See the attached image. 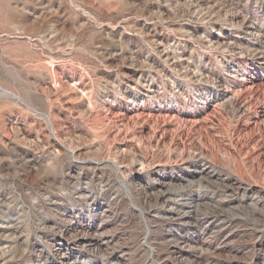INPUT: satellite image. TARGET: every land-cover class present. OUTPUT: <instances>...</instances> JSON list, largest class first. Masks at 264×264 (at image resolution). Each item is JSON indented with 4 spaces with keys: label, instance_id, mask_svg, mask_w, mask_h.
<instances>
[{
    "label": "rangeland",
    "instance_id": "374dc122",
    "mask_svg": "<svg viewBox=\"0 0 264 264\" xmlns=\"http://www.w3.org/2000/svg\"><path fill=\"white\" fill-rule=\"evenodd\" d=\"M108 254L264 264V0H0V264Z\"/></svg>",
    "mask_w": 264,
    "mask_h": 264
},
{
    "label": "bare ground",
    "instance_id": "6f19581e",
    "mask_svg": "<svg viewBox=\"0 0 264 264\" xmlns=\"http://www.w3.org/2000/svg\"><path fill=\"white\" fill-rule=\"evenodd\" d=\"M204 173V172H203ZM176 205V204H175ZM170 206V205H169ZM175 207V206H174ZM167 208V207H166ZM169 208V207H168ZM187 208V207H186ZM175 213V212H174ZM189 222V221H188ZM197 223H199V221H196ZM176 237V235H174ZM181 239V238H180ZM102 241V240H101ZM107 241V240H106ZM79 244V243H78ZM91 244V243H90ZM80 246V245H79ZM118 246V245H117ZM101 247V246H100ZM36 248V247H35ZM79 248V247H78ZM95 249V248H94ZM103 249V248H102ZM177 251V250H176ZM125 253V252H124ZM198 253V252H197ZM185 254V253H184ZM66 255V254H65ZM72 255V254H71ZM174 255V254H173ZM180 255V254H179ZM187 255V254H186ZM116 256V255H115ZM182 256V255H181ZM107 260L111 263V264H121V262H119L118 260H116V258L112 255V254H108L106 255ZM35 260V259H34ZM106 261V260H105ZM178 262V261H177ZM35 263V262H34ZM172 263V262H171ZM38 264H47L44 261H39ZM203 264V263H202Z\"/></svg>",
    "mask_w": 264,
    "mask_h": 264
}]
</instances>
